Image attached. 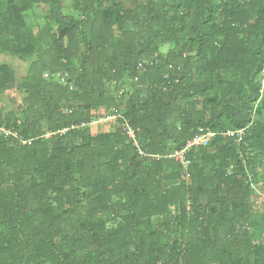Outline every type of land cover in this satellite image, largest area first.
Segmentation results:
<instances>
[{"label": "trees", "instance_id": "obj_1", "mask_svg": "<svg viewBox=\"0 0 264 264\" xmlns=\"http://www.w3.org/2000/svg\"><path fill=\"white\" fill-rule=\"evenodd\" d=\"M2 56L0 264H264V0H0Z\"/></svg>", "mask_w": 264, "mask_h": 264}, {"label": "rangeland", "instance_id": "obj_2", "mask_svg": "<svg viewBox=\"0 0 264 264\" xmlns=\"http://www.w3.org/2000/svg\"><path fill=\"white\" fill-rule=\"evenodd\" d=\"M45 9H46L45 7H40L38 9L39 17H42L44 15L46 11ZM34 19L35 18L32 16L31 22H33ZM162 52L166 54L167 48L166 47L162 48ZM2 57H4L5 59H0L1 63L11 64L16 69L19 77H22L25 75L28 69V63L20 62L19 60L12 59V57H8V56H2ZM49 76L51 77V79L54 78L53 75H49ZM262 86L264 88V78H263ZM6 96L7 97L3 100V102H5L6 104V107L14 108V107L20 106L21 97L17 91H14V90L9 91ZM106 121L108 122V120ZM111 122H114V121H111ZM104 124L105 122L103 124L94 123L91 127L92 133L97 134V133H106V131L108 130L110 131L108 126ZM258 172L262 173V169L258 170ZM251 206H252V213H254L256 217L260 215L264 216V182L263 181H260L258 182L257 185H254V194L252 197Z\"/></svg>", "mask_w": 264, "mask_h": 264}, {"label": "built area", "instance_id": "obj_3", "mask_svg": "<svg viewBox=\"0 0 264 264\" xmlns=\"http://www.w3.org/2000/svg\"><path fill=\"white\" fill-rule=\"evenodd\" d=\"M44 77H45V79H50L51 78L48 74H46ZM66 77H67L66 75L62 76L61 74H58L56 76V78L60 79L61 83H65L66 82ZM106 120H108V122ZM111 121L115 122L116 121V117H109V118H106V119H103V120H101L99 122H94V123L103 124L105 122L104 125H107L108 123H114V122H111ZM66 131H68V130L61 131L60 134H64ZM243 132L244 131L227 132V133L223 134V136H226V137H229V138H234V139H236V143L239 144L241 142V140H242ZM3 133L10 134L6 130L0 128V134H3ZM127 133H128V136L131 138V140H135V133L132 130L129 129L127 131ZM47 137L49 138V137H51V135H48ZM214 137H215V134H213L211 132H205L203 129H201L200 130V134L194 140L189 142V144L186 147V149L182 150L181 152H177L174 155L165 157V158L175 159V160L179 161L180 163H182L185 167H187V164L185 163V158H184L186 152L192 147H207ZM135 144H137V142H135ZM155 158L159 159L158 157H155Z\"/></svg>", "mask_w": 264, "mask_h": 264}, {"label": "crops", "instance_id": "obj_4", "mask_svg": "<svg viewBox=\"0 0 264 264\" xmlns=\"http://www.w3.org/2000/svg\"><path fill=\"white\" fill-rule=\"evenodd\" d=\"M109 128V127H108ZM114 128H110V131H112ZM109 131V130H108ZM108 131H106V132H108Z\"/></svg>", "mask_w": 264, "mask_h": 264}]
</instances>
